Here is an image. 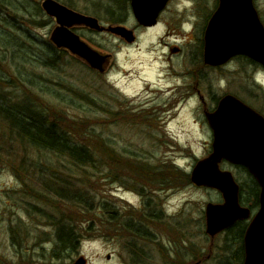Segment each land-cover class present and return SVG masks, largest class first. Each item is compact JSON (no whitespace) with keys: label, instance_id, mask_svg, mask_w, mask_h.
<instances>
[{"label":"rangeland","instance_id":"rangeland-1","mask_svg":"<svg viewBox=\"0 0 264 264\" xmlns=\"http://www.w3.org/2000/svg\"><path fill=\"white\" fill-rule=\"evenodd\" d=\"M7 1L13 13L10 16L0 9V36L4 38L0 41V78L10 82L18 76L19 82L5 90L18 94L14 87H19L14 84H25L22 88L31 100L44 103L59 119L70 121L83 132L95 130L110 140L116 152L161 171L178 168L190 178L178 183L173 177L175 181L160 186L145 177L138 186L126 173L117 182L111 175L107 178L109 169L82 173L70 169L71 175L66 171L63 178L76 175L74 181L88 189L85 196L93 198V208L109 202L123 223L130 218L145 225L153 237H134L109 225L105 214L95 213L96 231L81 242L78 253L52 261L48 257L52 230L45 227L38 213L43 209L37 203L42 204L22 192L29 184H23L9 166L1 165L0 264H75L80 258H85L86 264H242L230 261L241 246L236 228L215 238L206 234V206L222 203V194L191 182L198 161L212 152L213 135L205 112L213 110L225 95H233L264 116V67L245 57L222 67L204 64L205 28L217 0H175L158 24L138 30L133 44L111 33L74 27L82 40L112 56L105 72L92 69L51 42L57 22L43 10L44 0ZM56 1L98 18L106 26L122 24L132 29L137 25L124 0ZM254 5L264 24V0H254ZM36 8L43 12L41 25H27L17 18L25 9L37 15ZM112 11L121 23L112 20L116 18ZM54 51L66 55L53 67L43 65ZM221 167L232 172L249 197L251 176L230 163ZM138 190H144L145 196ZM46 209L45 214L50 215L51 208ZM142 210L154 212L160 220L142 219ZM78 218L88 219L84 215ZM14 230L20 234L18 244L12 239Z\"/></svg>","mask_w":264,"mask_h":264},{"label":"trees","instance_id":"trees-1","mask_svg":"<svg viewBox=\"0 0 264 264\" xmlns=\"http://www.w3.org/2000/svg\"><path fill=\"white\" fill-rule=\"evenodd\" d=\"M11 8L13 7L10 2L0 0L2 12H7L12 16ZM36 11L37 15H30L31 13L25 9L24 12L17 13V18L25 24L28 22L32 25H41L45 21L42 16L43 12L39 8H36ZM114 13L115 11L110 13L112 16L116 15V18L112 20L121 23L123 20L118 19V14ZM3 40V36H0V41ZM6 40L9 41V39ZM4 44L6 45L5 41ZM65 55V51H54L47 55L48 57L42 64L53 67L57 65L59 57ZM6 80L0 78V166H9L23 184H29L28 188L23 189L22 192L42 204L37 203V206L42 207L43 212H37L44 220L45 227L52 230L50 238L52 246L48 257L52 261L64 260L78 253L81 242L96 231L94 217H92L95 213L105 214L107 223L113 224L116 229L123 228L134 237H144L150 240L149 236H153L145 230V225H137L130 218L123 223L120 220L121 216H117V212L109 202L96 204L97 209L93 208V198L88 200L85 196L88 189L74 181L77 176L63 178V174L66 171L70 175L73 174L70 169H75L77 173H82L87 169L94 170V172H105L109 169L107 178L108 175L113 176L114 182L126 173L136 185L147 177L152 184L160 186L175 181L173 177L178 178V183H181L182 179L189 181L190 177L182 175L178 168L176 171H161L138 163L135 158L116 152L110 140L96 133L95 130L87 129L83 132L70 121L59 119L57 114L51 113V109L44 103L31 100L22 88L25 84L20 83L21 86L14 84L19 87V90L14 87L17 93L20 91L18 94H15L14 90H5L4 88L17 82L18 76L13 77L10 82ZM2 81L5 86L1 83ZM89 101L92 103L94 100ZM101 107L107 114L109 113L107 108ZM51 158H60L68 164L60 160L55 162ZM63 166H65L64 169L61 168ZM68 166H70L69 169ZM111 168L112 171H110ZM250 180L252 184L247 198L249 204H252L260 196V187L252 176ZM36 183L39 185L38 188L37 185L35 186ZM138 191L145 196L144 190ZM241 201L248 203L245 189L241 190ZM46 207L51 208L50 215L45 214ZM144 210L140 211L142 219L160 220L154 212ZM81 213L82 215H79ZM78 215L81 217L84 215L88 219L81 220ZM98 216L101 217V215ZM244 229L236 227L235 235L240 242ZM12 239L17 241V244L19 243V231L14 230ZM226 247L229 248V244ZM243 258L244 254L239 250L230 258V261L242 263Z\"/></svg>","mask_w":264,"mask_h":264},{"label":"water","instance_id":"water-1","mask_svg":"<svg viewBox=\"0 0 264 264\" xmlns=\"http://www.w3.org/2000/svg\"><path fill=\"white\" fill-rule=\"evenodd\" d=\"M205 32L204 62L218 67L235 56H246L264 66V24L253 0H219ZM169 0H132L137 22L149 27ZM42 8L55 18L57 26L50 40L58 48L69 51L92 69L105 72L112 56L103 54L76 34L74 27L113 33L128 43L136 40L134 31L123 25H102L98 18L79 13L56 0H44ZM214 133L213 152L198 161L191 182L198 187L218 190L223 203L206 206V234L215 238L238 221L251 217V210L240 203V185L231 171L222 170L223 160L245 167L261 188V208L245 235L244 264H264V116L233 95L223 97L218 109L206 114ZM75 264H86L80 258Z\"/></svg>","mask_w":264,"mask_h":264},{"label":"flooded vegetation","instance_id":"flooded-vegetation-1","mask_svg":"<svg viewBox=\"0 0 264 264\" xmlns=\"http://www.w3.org/2000/svg\"><path fill=\"white\" fill-rule=\"evenodd\" d=\"M125 1V3L129 6V8L131 9V11L133 10V8H132V0H124ZM175 0H171L169 3H168V5H167V7H166V9L161 13V15H160V17H159V20H160V18H161V16H163V14L164 13H166V11L168 10L167 8L174 2ZM217 3H218V5L216 6L217 8L215 9V11L213 12V14H212V16L214 15V13L216 12V10L218 9V7H219V4H220V1L219 0H217ZM211 16V17H212ZM211 17H210V19H211ZM210 19H209V21H210ZM159 20H158V23H159ZM209 21L207 22V25H206V28H207V26H208V23H209ZM157 23V24H158ZM112 25V24H111ZM118 25H122V24H118ZM153 26H150V27H146V26H143V25H141V24H139L138 22H137V25L135 26V27H133L132 28V30L134 31V33H135V35H136V33L138 32V30H141V29H150V28H152ZM104 33H107V32H104ZM103 33V34H104ZM121 39H123V38H121ZM137 39H138V37H137V35H136V41H137ZM124 41H126L125 39H123ZM135 41V42H136ZM127 42V41H126ZM134 42V43H135ZM128 43V42H127ZM133 44V43H132ZM203 56H204V51H203ZM238 58V57H237ZM233 61V60H232ZM232 61H230V62H232ZM197 94H199V99L201 100V102L203 103V105L206 107L207 106V102H206V100H205V98H204V96H202L201 95V91L199 90V91H197ZM150 104V103H149ZM218 106H219V102L216 104V107L213 109V110H208L207 112H205L206 114L209 112H214L217 108H218ZM209 126H210V124H209ZM210 128H211V130H212V127L210 126ZM212 135H213V137H214V133H213V130H212ZM212 153V152H211ZM210 153V154H211ZM209 154V155H210ZM225 163H228L227 161H223L222 163H221V166L223 165V164H225ZM241 168V167H240ZM244 169V168H243ZM246 170V169H245ZM257 182V181H256ZM257 184L259 185V183L257 182ZM259 187H260V185H259ZM244 190V188H243V186H241V190ZM260 191H261V189H260ZM247 199V198H246ZM240 200H241V193H240ZM242 201H243V196H242ZM241 201V203H242V206H245V207H248V208H250L251 210H252V212H253V215H255L259 210H260V207H261V202H260V196H259V198H258V200L257 201H255L254 203H252V204H249V203H243ZM246 204H248V205H246ZM256 204V205H255ZM255 205V206H254ZM249 223H250V221H239V222H237L233 227H231L230 228V230H232V229H234V228H236V227H238V228H240V227H242V229H244V231H243V234H242V239H241V246H240V250H241V253L243 252V254H244V258L243 259H245V246H244V235H245V233H246V231H247V227L249 226ZM243 259H242V261H243Z\"/></svg>","mask_w":264,"mask_h":264}]
</instances>
